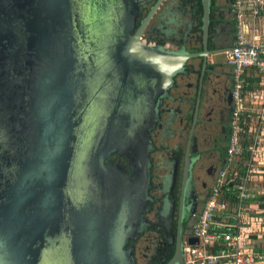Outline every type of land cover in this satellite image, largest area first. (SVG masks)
Returning a JSON list of instances; mask_svg holds the SVG:
<instances>
[{
    "label": "water",
    "instance_id": "95a60500",
    "mask_svg": "<svg viewBox=\"0 0 264 264\" xmlns=\"http://www.w3.org/2000/svg\"><path fill=\"white\" fill-rule=\"evenodd\" d=\"M136 6L0 0V264H134L125 249L132 198L101 212L77 205L81 176L95 175L131 141L140 163L132 179L145 187L148 126L162 86L201 55L142 42L149 15L130 36ZM210 7L202 0L203 44ZM105 82L114 98L101 90ZM186 243L197 240L189 235ZM166 264H185L179 233Z\"/></svg>",
    "mask_w": 264,
    "mask_h": 264
},
{
    "label": "flooded vegetation",
    "instance_id": "af4514ba",
    "mask_svg": "<svg viewBox=\"0 0 264 264\" xmlns=\"http://www.w3.org/2000/svg\"><path fill=\"white\" fill-rule=\"evenodd\" d=\"M209 1L211 11L216 0ZM129 2L137 3L128 32L130 36L149 15L140 34L142 42L168 52L201 55L188 59L162 86L155 121L148 126L145 187L139 183V189L135 188L137 184L132 176L139 174L137 165L140 163L134 158L135 147L129 141L130 146L117 148L103 159L104 168L97 169L95 175L93 172L82 174V193L78 197L81 202L77 205L95 206L97 212H101L111 201L115 204L120 196L128 194L133 202L128 223L133 224L134 230L127 236L125 249L132 252L134 264H166L175 251L178 233L183 249V241L191 234L214 181L226 164L235 110L233 73L226 55L235 43V22L232 20L230 26L215 28L218 23L212 10L208 39L203 44L202 0ZM229 2L222 0L223 9H227ZM222 13L224 17L229 14L225 10ZM160 27L163 36L158 38ZM101 90L108 91L114 98L116 89L109 82H105ZM113 98L108 106L111 112L116 107ZM255 111L244 102L237 124L254 126Z\"/></svg>",
    "mask_w": 264,
    "mask_h": 264
},
{
    "label": "built area",
    "instance_id": "2783aa9c",
    "mask_svg": "<svg viewBox=\"0 0 264 264\" xmlns=\"http://www.w3.org/2000/svg\"><path fill=\"white\" fill-rule=\"evenodd\" d=\"M261 5L264 6V0H230L229 10L235 21V43L227 52L226 61L231 65L233 73L234 118L226 150V164L215 179L190 234L191 238L197 240V244L191 245L185 241L183 247L185 264H264L261 255L254 254L252 249L244 244L249 230L246 224L254 219L259 220L262 226L259 231L262 234L263 218L249 217L239 205L234 216L233 232L210 231L217 225L220 226L215 218L226 209V204L221 201L224 188L231 187L240 204L253 194V179L263 173L259 166L264 167V39L252 42L248 40L244 30L247 17L249 16L250 20L256 18L259 14L258 7ZM249 75L258 78V82L251 84L253 87L250 88L247 87L246 81ZM244 102L256 109L254 126L237 124V116L243 109ZM256 104L259 105L254 106ZM243 138L249 142L246 146L241 145V142H244ZM245 152L249 157L245 162L243 174H239L233 164L235 158L242 157ZM255 166L257 170L253 171ZM220 242H224L225 247L215 252L211 251L212 247Z\"/></svg>",
    "mask_w": 264,
    "mask_h": 264
},
{
    "label": "trees",
    "instance_id": "16d2710c",
    "mask_svg": "<svg viewBox=\"0 0 264 264\" xmlns=\"http://www.w3.org/2000/svg\"><path fill=\"white\" fill-rule=\"evenodd\" d=\"M259 8V14L257 17H261V19L264 18V6L261 5L258 7ZM249 19V16L247 17ZM243 143L241 142L242 146H246L247 144H249V142L247 141V139L243 138ZM249 154L247 152H245L242 157L240 158H235V162L233 164L234 169L239 173V174H243L244 170H245V162L248 160ZM234 170V171H235ZM258 183H261L260 181H258ZM258 183H254V191L253 194H251V196L246 199L244 202L240 203L238 202V200L236 199L235 196V191L231 189V187L229 188V186H227L226 188H224V195L221 199V201H223L226 204V209L224 210L223 213H220L216 218L215 221L220 224V226H216L214 228H212L210 231H214V232H233L234 231V216L235 213L237 211V209H239V205L240 208L242 207L245 213H248L249 217H253V218H263L264 219V193H259L257 190V184ZM251 205H256L257 209L252 210V206ZM255 211L261 212V213H257ZM251 212V213H250ZM264 226V224H263ZM256 236V235H255ZM261 238L264 241V233H262ZM225 247L224 242H220L218 244H215L211 251L215 252L216 250L219 249H223ZM256 252H258L261 257L262 260L264 261V245L263 246H258L256 249Z\"/></svg>",
    "mask_w": 264,
    "mask_h": 264
},
{
    "label": "crops",
    "instance_id": "0c3cea01",
    "mask_svg": "<svg viewBox=\"0 0 264 264\" xmlns=\"http://www.w3.org/2000/svg\"><path fill=\"white\" fill-rule=\"evenodd\" d=\"M229 4H230V2H229ZM223 8H224V5H222V0H216L214 2V5L211 8V11L213 10L212 11L213 17L214 18L216 17L215 18L216 24L218 23L217 25H214L215 28H217L218 25H223L225 27L230 26L232 20H233V22H235L234 17L229 10V6H227V9H223ZM224 10H225V12L227 11V13L229 12V14H227L226 17H224L223 15L220 14ZM214 13L217 14V16H215ZM230 13H231V15H230ZM250 19L251 18H249L245 22V29L244 30L246 32V37L248 38V40H251L252 42L262 41L264 39V18L261 19V17H256V18L252 19L254 21H252ZM214 24H215V22H214ZM159 29H160V31L158 34V38H161V36H163L162 28L160 27ZM253 34H255V35H253ZM246 81L249 84V85L247 84V87L250 88V87H253L251 84L258 82V78L255 76L249 75V77H247ZM257 105H259V104H256L254 106H257ZM248 106L251 107L249 103H248ZM259 168L264 173V167L261 165V166H259ZM251 206L253 207L252 210L257 209L256 205H251ZM246 227L249 228V230H248L247 236L244 240V244L248 248H251L254 254L260 255L258 252H256V249L258 246L264 245V241L261 238L262 234H260L261 231H259V228L260 229L262 228L261 222L259 220L254 219L250 223L248 222L246 224ZM260 264H263V263H260Z\"/></svg>",
    "mask_w": 264,
    "mask_h": 264
},
{
    "label": "rangeland",
    "instance_id": "374dc122",
    "mask_svg": "<svg viewBox=\"0 0 264 264\" xmlns=\"http://www.w3.org/2000/svg\"><path fill=\"white\" fill-rule=\"evenodd\" d=\"M257 170V166H255V168L253 169V171ZM254 183H258V181H260L261 183L257 184V190L259 193H264V173L257 175L254 179H253ZM257 213H261L258 211H255ZM251 213V212H250Z\"/></svg>",
    "mask_w": 264,
    "mask_h": 264
}]
</instances>
